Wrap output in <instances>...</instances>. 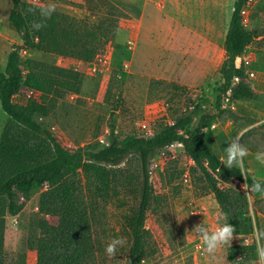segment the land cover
<instances>
[{
	"label": "rangeland",
	"instance_id": "1",
	"mask_svg": "<svg viewBox=\"0 0 264 264\" xmlns=\"http://www.w3.org/2000/svg\"><path fill=\"white\" fill-rule=\"evenodd\" d=\"M33 1H40L45 7L54 5L55 11L73 18L87 17V12L76 5L79 1ZM122 1L127 4L125 15L91 62L37 51L20 53L22 60L69 69L81 78L78 94L66 93L52 114L35 117L67 150L106 145L110 126L120 137L148 136L160 124L192 111L199 100L204 101L202 113H216L224 39L236 0ZM96 5L98 1L94 0L92 6ZM11 8L10 0H0V72L4 71L9 51L21 44L8 22ZM245 10V28L259 34L240 56V61L246 58L250 62L245 70L254 73L252 79L245 75V80L255 98L233 102V109H225L228 111L201 133L219 159L228 143L243 133L239 140L248 149L244 158L248 171L253 177L264 179V161L257 159L258 153H264V0H251ZM30 96V92L22 90L13 101L24 105ZM194 120L197 121L196 116ZM6 121L0 108V136ZM189 166L188 156L176 147L159 151L150 161V183L156 203L145 223L147 241L141 264H227L229 246L257 239V235H240L214 255L205 252L200 236L193 230L202 225L210 235L225 219L213 195L198 193L193 180L191 186L183 182V173ZM117 168L132 175V184L138 188L140 175L135 162ZM45 189L46 186L35 188L24 209L5 219L3 245L8 264L36 263V253L29 244L37 235L41 218L39 197ZM136 199V193L120 190L101 207L97 232L103 235L105 230L107 236L100 238L99 264H129L131 239L125 218L134 209ZM260 199L255 207L260 233H264V197ZM117 237L126 243L110 257L105 252L106 245Z\"/></svg>",
	"mask_w": 264,
	"mask_h": 264
},
{
	"label": "trees",
	"instance_id": "2",
	"mask_svg": "<svg viewBox=\"0 0 264 264\" xmlns=\"http://www.w3.org/2000/svg\"><path fill=\"white\" fill-rule=\"evenodd\" d=\"M71 1L80 2L76 5L87 12L86 19L55 10L45 18L40 10L47 7L40 1L10 0L8 22L21 44L9 51L4 71L0 72V108L7 116L0 136V264H8L3 245L5 219L19 214L32 191L43 186L46 189L39 197L41 218L37 235L29 244L36 253L35 264H99L100 238L107 236L105 230L103 235L97 232L100 209L120 190L137 194L125 225L131 239L129 264H141L147 241L145 223L156 203L149 164L159 151H168L174 142L183 144L194 163L191 178L195 190L213 195L225 222L234 228L233 237L260 233L255 207L261 201L256 198L260 193L250 192V186L254 180L264 179L253 177L245 162L246 176L235 166L228 168L201 133L228 111L221 110V99L227 91L236 103L255 98L240 61L245 48L259 37L243 24L240 12L246 0L233 4L224 39V60L219 68L222 83L217 90L215 114L202 113L204 101L199 100L192 111L174 117L170 124H160L148 136L120 137L110 126L106 145L67 150L35 117L52 114L66 93L78 94L81 78L69 69L22 60L20 53L37 51L91 62L109 42L127 9L122 0H96L98 7L92 6L94 0ZM235 77L238 82L233 84ZM22 90L31 96L19 105L13 99ZM130 162L139 168L138 188L132 184V175L117 168ZM226 260L227 264H264L255 238L249 244L229 246Z\"/></svg>",
	"mask_w": 264,
	"mask_h": 264
},
{
	"label": "clouds",
	"instance_id": "3",
	"mask_svg": "<svg viewBox=\"0 0 264 264\" xmlns=\"http://www.w3.org/2000/svg\"><path fill=\"white\" fill-rule=\"evenodd\" d=\"M53 11L54 5H49L47 8H42L40 14L47 18L51 16ZM36 27L38 28L40 25H36ZM240 135H243V133H239L236 138H233V140L228 143L227 147L224 149V155L220 157V162L228 168L235 166L240 170L242 175L246 176L244 158L248 155V149L240 142ZM257 159L264 161V153H258ZM250 192L264 194V182L254 180L250 186ZM193 231L200 236L205 252L214 255L219 249L226 245H230L233 238L234 228L228 222H220L210 235L205 232L202 225H197ZM262 238H264V233L258 232L257 248L260 256L264 258V244L261 243ZM125 243L126 241L122 237L113 238L111 242L106 245V254L110 257H114Z\"/></svg>",
	"mask_w": 264,
	"mask_h": 264
},
{
	"label": "built area",
	"instance_id": "4",
	"mask_svg": "<svg viewBox=\"0 0 264 264\" xmlns=\"http://www.w3.org/2000/svg\"><path fill=\"white\" fill-rule=\"evenodd\" d=\"M250 4H251V0H246V1H245V4H244V6H243V8L241 9V12H240V15L242 16V18H243V15L246 13L245 5H246V6H249ZM241 62H242V64H243V66H244V70L247 68V66H248L249 63H250L246 58L242 59ZM245 75H246L249 79H252V78L254 77V73L251 72V71H246V70H245ZM237 82H238V78L235 77V78L233 79V84H235V83H237ZM230 97H231V92H230V90H229V91H227V93L225 94V96H223L222 99H221V110H225V109H233V107H232V105H233V101H231ZM170 123H171V122H169L168 124H170ZM214 126H215V124L212 125V127H214ZM205 130H207V128H203V129H202V131H205ZM99 141H100V143H104V140H102V139H100ZM173 147L178 148V149L180 150V152H182L183 154L186 155V153H185V148H184V146H183L182 143H180V142H174L173 144H171V145L169 146V148H173ZM186 156H187V155H186ZM188 158H189V157H188ZM189 163H190V166H189V168H187V169L184 171L183 176H182V180H183V182H184L186 185L191 186V183H192V179H191V167L194 166V163H193V161H192L190 158H189Z\"/></svg>",
	"mask_w": 264,
	"mask_h": 264
},
{
	"label": "crops",
	"instance_id": "5",
	"mask_svg": "<svg viewBox=\"0 0 264 264\" xmlns=\"http://www.w3.org/2000/svg\"><path fill=\"white\" fill-rule=\"evenodd\" d=\"M261 197H264V194H260V195L256 196V198H261ZM261 227H262V226H261ZM262 242H263V244H264V238H262Z\"/></svg>",
	"mask_w": 264,
	"mask_h": 264
}]
</instances>
